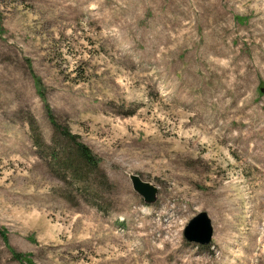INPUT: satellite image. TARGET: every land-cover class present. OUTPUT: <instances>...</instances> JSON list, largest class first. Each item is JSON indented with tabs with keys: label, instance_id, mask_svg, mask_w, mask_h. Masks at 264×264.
<instances>
[{
	"label": "rangeland",
	"instance_id": "374dc122",
	"mask_svg": "<svg viewBox=\"0 0 264 264\" xmlns=\"http://www.w3.org/2000/svg\"><path fill=\"white\" fill-rule=\"evenodd\" d=\"M0 264H264V0H0Z\"/></svg>",
	"mask_w": 264,
	"mask_h": 264
},
{
	"label": "water",
	"instance_id": "95a60500",
	"mask_svg": "<svg viewBox=\"0 0 264 264\" xmlns=\"http://www.w3.org/2000/svg\"><path fill=\"white\" fill-rule=\"evenodd\" d=\"M129 178L133 189L142 196L145 203H153L156 200L157 187L143 180L138 174L130 173ZM213 236L211 220L206 212L195 214L184 226L183 237L189 243L207 245Z\"/></svg>",
	"mask_w": 264,
	"mask_h": 264
},
{
	"label": "trees",
	"instance_id": "16d2710c",
	"mask_svg": "<svg viewBox=\"0 0 264 264\" xmlns=\"http://www.w3.org/2000/svg\"><path fill=\"white\" fill-rule=\"evenodd\" d=\"M52 123L54 124L53 116H50ZM62 134L70 140V144L72 143L75 148V154L79 160L86 163L89 168H93L97 166V162L91 151L87 146H85L81 142H77L75 136L71 134L68 130H64ZM76 141V142H75ZM16 258L21 259L22 257L19 254H16Z\"/></svg>",
	"mask_w": 264,
	"mask_h": 264
},
{
	"label": "bare ground",
	"instance_id": "6f19581e",
	"mask_svg": "<svg viewBox=\"0 0 264 264\" xmlns=\"http://www.w3.org/2000/svg\"><path fill=\"white\" fill-rule=\"evenodd\" d=\"M232 82H233V81H232ZM223 84H224V83H223ZM225 87H226V86H225ZM229 87H230V86H229ZM234 87H236V86H234ZM217 91H218V90H217ZM219 91H220V90H219ZM220 92H222V91H220ZM220 92H219V93H220ZM217 95H219V94H217ZM217 95H216V96H217ZM217 99H218V100L221 99V96H220V97H217ZM217 99H216V100H217Z\"/></svg>",
	"mask_w": 264,
	"mask_h": 264
}]
</instances>
